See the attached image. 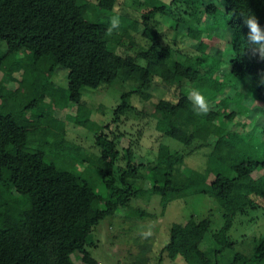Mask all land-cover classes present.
I'll return each instance as SVG.
<instances>
[{
	"label": "trees",
	"instance_id": "1",
	"mask_svg": "<svg viewBox=\"0 0 264 264\" xmlns=\"http://www.w3.org/2000/svg\"><path fill=\"white\" fill-rule=\"evenodd\" d=\"M145 1L151 6L142 16L145 27L161 14L172 17L176 25L196 29L199 53L189 63L160 51L158 39H154L149 49L135 55L111 51L110 42L120 43L121 37H114L117 29L109 34V23L104 26L102 20L110 21L117 15L113 5L103 6L88 0H0V43L7 47L0 50V264H76L75 254L82 255L85 264H98L86 248L88 236L101 220L130 206L140 191L135 185L141 172L150 183L146 191L162 197L167 194L187 197L212 177L209 194L215 198L226 196L235 204L234 212L224 216L223 226L212 235L220 245L216 254L235 247L236 243L228 236L234 214L244 213L254 203L253 195L264 196V160L245 151L246 146L256 142L253 146L264 154V124L263 137L259 139L246 131L242 121L228 126L239 115L238 111L213 112V119L225 129L224 138L232 150L214 147L203 170L186 167L187 154L178 148L161 151L156 160L146 161H138L129 150L127 164H122L121 149L109 132L113 125L139 112L131 103L134 94L148 100L150 89L158 80L173 87L177 101L163 99L155 108L171 118L165 136L179 144L191 145L205 139L213 122L194 113L187 98L189 92L197 89L214 100L224 88L223 80L214 89L206 85L207 79L221 72L222 61L210 47L215 36L211 35L209 42L203 38L204 31L211 33L215 28L201 26L200 16L202 12L214 21L218 5L201 4L200 0ZM221 1L225 6L226 26L232 33L227 73L232 79H249L257 102L264 107V82H261L264 61L248 51V29L240 15L241 12L256 15L264 28V0ZM72 18L77 19L74 31L61 30L60 25ZM137 24L136 20L122 24L120 19L118 29L129 34L128 29L137 28ZM139 60L160 69L152 71ZM46 62H50L48 68ZM58 67L68 70V92L53 82L46 87L44 96L19 88L24 82L36 86ZM119 81L133 82L136 89L123 92L110 123L97 125L81 115L68 114V119L76 125L94 132L97 154L86 153L68 141L64 130L56 131L58 110L68 108L69 104L80 105L84 87L97 89ZM9 84L11 89H6ZM18 110L24 118L22 124L15 118ZM176 122L188 124L189 129ZM48 141L74 158L77 166L55 168L44 148ZM226 168L230 175L224 173ZM96 169L103 173L102 193L91 183ZM160 170L165 172L162 174ZM245 177L258 183L255 193L238 189L236 182ZM211 223L209 217L193 216L185 224L174 223L164 248L167 256L181 257L187 264H217L200 247ZM253 245L250 256L237 253L231 264H264V236L254 238Z\"/></svg>",
	"mask_w": 264,
	"mask_h": 264
},
{
	"label": "rangeland",
	"instance_id": "2",
	"mask_svg": "<svg viewBox=\"0 0 264 264\" xmlns=\"http://www.w3.org/2000/svg\"><path fill=\"white\" fill-rule=\"evenodd\" d=\"M103 6L113 5L114 12L123 23H131L136 20L137 28L130 27L129 34L117 29L114 37L120 38V43L110 42L109 49L121 55H135L143 49H149L154 39L160 43L159 50L170 54L171 57L189 63L190 59L199 53L196 39V29L186 25H176L170 16L157 14L156 17L145 27L142 16L151 6L145 0H88ZM168 3V0H155ZM201 4L218 5L216 19L200 12L203 19L201 26L204 28H215L211 33L204 31V41L209 42L211 35L215 36L212 47L219 54L222 61V70L214 78L207 79L206 85L214 89L223 80L224 88L220 90L217 99L207 98L210 111L202 116L213 123L208 134L202 141L191 145L179 144L165 136L164 131L170 117L160 114L155 104L166 99L177 101V93L164 80H158L150 89L151 96L148 100L133 95L132 105L139 110L138 113L123 119L119 125H113L109 132L111 137L117 141L123 156L122 164H127L129 150L136 154L138 161L156 160L161 151L178 148L187 155L185 165L188 168L203 170L206 167L213 148L219 146L228 151L231 145L225 140V129L213 119V112L220 114L238 111L234 120L228 126L242 121L246 131L251 132L256 139L263 137L262 128L264 124V107L255 98L253 84L247 78L240 80L230 77L228 54L230 53L228 42L232 33L228 30L224 19L225 6L221 0H200ZM123 18V19H122ZM108 20L103 19L102 24L107 26ZM77 24V19L72 18L68 23L60 25V29L72 33ZM216 43V44H215ZM214 44V45H213ZM6 44L0 43V50H6ZM27 56V55H26ZM28 58V57H27ZM27 63L28 61L25 60ZM139 63L149 66L152 71L157 72L160 66L148 64L144 60ZM50 62L45 63L48 68ZM19 67V65H18ZM227 73L228 76L225 77ZM68 70L58 67L54 72H48L47 78H42L36 86L22 83L19 87L22 91L44 96L46 87L50 82L60 86L68 92L69 79ZM2 74L0 75V79ZM218 79V80H217ZM6 87V86H5ZM11 84L6 89H11ZM136 84L133 82H117L113 86L102 85L97 89L84 87L82 89V103L80 105L69 104L68 108L58 110V125L56 131L64 130L68 141L80 146L86 153L99 152L95 144L94 132L86 127L76 125L68 114H78L90 119L95 124L106 125L111 122L113 109L120 103L123 92L134 91ZM8 91V90H7ZM62 97V101L65 99ZM242 113V114H241ZM16 121L23 123L21 111L16 113ZM179 122H176L178 125ZM188 130L189 125L179 124ZM207 140V141H206ZM253 144L256 142H252ZM248 145L245 151L260 161L264 160V154L257 147ZM257 144V143H256ZM44 148L50 153L52 164L55 168L77 166V161L62 151L57 145L50 141L44 143ZM163 174L165 171L160 170ZM224 173L230 175V170ZM103 173L96 169L91 177V183L96 187L98 193H102ZM205 185H198L196 192L187 197H178L175 194H167L162 197L146 191L149 181L143 172L140 173L135 188L140 190L132 199L128 208H120L113 216H109L94 227L87 239V250L98 264H187L184 259L177 257L170 259L164 251L165 245L170 239V230L174 223L185 224L192 216L195 219L209 217L211 229L201 242V249L207 257L213 259L217 264H231L237 253L251 255L253 253L254 238L264 236V196L253 195L254 203L244 213L237 211L232 220V229L228 232L230 240L235 242L234 248H226L216 254L220 245L213 239V233L217 232L224 224V216L235 210V204L226 196L215 198L209 194L210 181ZM238 189L244 193H255L259 185L251 177H245L236 182ZM21 200V199H20ZM166 202L164 204L163 202ZM82 255H73L76 264H85Z\"/></svg>",
	"mask_w": 264,
	"mask_h": 264
},
{
	"label": "clouds",
	"instance_id": "3",
	"mask_svg": "<svg viewBox=\"0 0 264 264\" xmlns=\"http://www.w3.org/2000/svg\"><path fill=\"white\" fill-rule=\"evenodd\" d=\"M240 15L243 16V25L248 29V51L252 56H259L260 60L264 61V28L261 27L259 19L256 15H245L243 12H241ZM119 25V16H112L107 28L109 34H111L113 30L118 29ZM261 82H264V80H262ZM187 98L192 102L193 111L196 115H206L210 111L208 100L199 90H191Z\"/></svg>",
	"mask_w": 264,
	"mask_h": 264
}]
</instances>
